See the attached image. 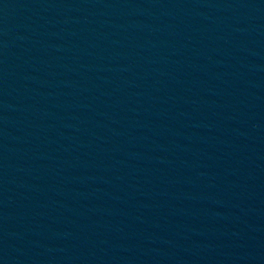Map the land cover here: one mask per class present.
<instances>
[{"label":"water","instance_id":"95a60500","mask_svg":"<svg viewBox=\"0 0 264 264\" xmlns=\"http://www.w3.org/2000/svg\"><path fill=\"white\" fill-rule=\"evenodd\" d=\"M142 0H0V48Z\"/></svg>","mask_w":264,"mask_h":264}]
</instances>
